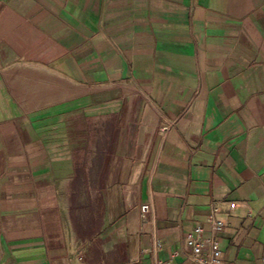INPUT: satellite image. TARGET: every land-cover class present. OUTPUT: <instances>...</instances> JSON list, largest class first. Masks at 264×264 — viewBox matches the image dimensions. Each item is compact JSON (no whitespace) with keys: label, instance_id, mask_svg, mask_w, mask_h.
Listing matches in <instances>:
<instances>
[{"label":"crops","instance_id":"obj_1","mask_svg":"<svg viewBox=\"0 0 264 264\" xmlns=\"http://www.w3.org/2000/svg\"><path fill=\"white\" fill-rule=\"evenodd\" d=\"M213 206L264 264V0H0V264H198Z\"/></svg>","mask_w":264,"mask_h":264},{"label":"built area","instance_id":"obj_2","mask_svg":"<svg viewBox=\"0 0 264 264\" xmlns=\"http://www.w3.org/2000/svg\"><path fill=\"white\" fill-rule=\"evenodd\" d=\"M172 123L162 127L165 132ZM234 205V204H233ZM152 206L150 203L141 205L142 217L144 220L150 218ZM217 207L213 206L211 212L207 215V222L211 226L212 235L205 236L204 226L197 222L193 230L186 236L187 245L191 248V259L198 264H220L222 261V249L220 246L219 234L225 227V221L217 216ZM155 248L160 247V240L156 239ZM264 259V258H263ZM164 264V263H159Z\"/></svg>","mask_w":264,"mask_h":264},{"label":"rangeland","instance_id":"obj_3","mask_svg":"<svg viewBox=\"0 0 264 264\" xmlns=\"http://www.w3.org/2000/svg\"><path fill=\"white\" fill-rule=\"evenodd\" d=\"M77 185H78V183H77ZM78 187V186H77ZM76 202H79V201H82L83 199H80V198H77V199H74ZM78 205H80V204H78Z\"/></svg>","mask_w":264,"mask_h":264}]
</instances>
